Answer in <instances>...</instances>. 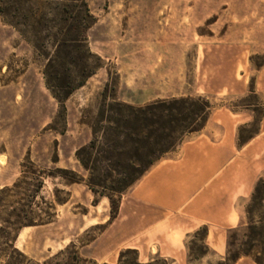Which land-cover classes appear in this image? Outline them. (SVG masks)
<instances>
[{
    "label": "rangeland",
    "instance_id": "obj_1",
    "mask_svg": "<svg viewBox=\"0 0 264 264\" xmlns=\"http://www.w3.org/2000/svg\"><path fill=\"white\" fill-rule=\"evenodd\" d=\"M84 1L94 19L85 35L86 47L99 59L98 69L64 102L53 99L46 87L44 73L52 55L41 31L36 44L31 28L12 18L17 16L13 7L6 17L0 16V190L24 182L21 188L31 191V173L42 177V189L31 207L42 223L22 229L14 243L16 252L0 264H51L65 251L84 262L100 264L106 259L105 264H116L125 250L119 247L128 230L118 224L116 230L106 231L115 216L108 201L93 197L85 182L71 185L56 174L72 172L85 181L75 152L90 140L84 123L106 85L112 99L133 107L172 98H206L214 110L205 134L218 141L220 117L227 115L236 127L238 149L251 141V133L259 134L264 120V0ZM245 83V93L228 94ZM178 150L167 158H176ZM19 192L7 203L20 199L27 205L28 193ZM236 208L240 223L228 233L242 239L251 224L264 231V175ZM8 212L0 210V219ZM47 212L52 219L45 225ZM192 235L183 240L186 252ZM153 247L148 253H155ZM218 258L208 252L187 263L214 264ZM65 259L63 255L57 261ZM235 264L253 262L242 258Z\"/></svg>",
    "mask_w": 264,
    "mask_h": 264
},
{
    "label": "trees",
    "instance_id": "obj_2",
    "mask_svg": "<svg viewBox=\"0 0 264 264\" xmlns=\"http://www.w3.org/2000/svg\"><path fill=\"white\" fill-rule=\"evenodd\" d=\"M10 8L17 15L12 18L31 28L36 44L41 31V40L50 47L52 56L47 62L44 76L53 99L64 102L95 76L99 59L90 54L85 38L94 19L84 0H0V16L6 17ZM108 91L106 85L98 96L93 114L84 123L90 131L89 142L75 152V160L86 175L85 181L72 172L56 170V174L67 177L63 180L71 185L85 182L93 197L108 201L111 215H115L114 220L119 209L118 201L156 163L174 153L184 142L200 135L214 108L203 97L172 98L133 107L112 99ZM249 93L252 94L251 91ZM254 136L256 133H251L248 142ZM31 174L34 178L32 184L28 185L31 191L21 188L27 185L24 182L0 190V210L9 211L0 219L1 261L9 258L8 253L16 252L14 243L22 229L37 227L42 223L38 217H34L31 209L42 189V177ZM18 191L21 195L22 191L28 193L27 205H21L23 200L20 199L7 203L8 198H13L11 194ZM257 194L258 189L252 199ZM47 208L50 210V207ZM44 216L47 225L52 217L48 212ZM249 226L242 239L235 233H228L224 256L214 264H235L242 258L250 259L253 264H264V231L253 224ZM206 236V228L191 236L193 241L187 248V259L207 257ZM63 255L66 256L64 262L57 261ZM53 261L51 264H94L81 261L67 251L56 255ZM116 264L171 263L159 257L141 263L136 251L124 250L119 254Z\"/></svg>",
    "mask_w": 264,
    "mask_h": 264
},
{
    "label": "crops",
    "instance_id": "obj_3",
    "mask_svg": "<svg viewBox=\"0 0 264 264\" xmlns=\"http://www.w3.org/2000/svg\"><path fill=\"white\" fill-rule=\"evenodd\" d=\"M246 84L228 94L245 93ZM220 121L218 141L205 134L208 121L200 135L179 147L176 158L166 156L142 177L108 225V234L118 224L128 230L119 248L136 251L141 263L159 257L188 264L183 240L200 228L207 230L208 251L218 260L224 256L227 233L240 223L236 203L248 199L264 175V120L259 134L239 149L231 119L222 115ZM151 245L154 254L148 253Z\"/></svg>",
    "mask_w": 264,
    "mask_h": 264
}]
</instances>
